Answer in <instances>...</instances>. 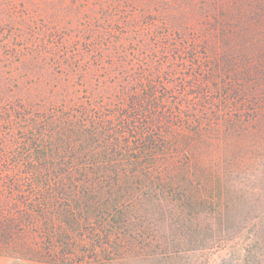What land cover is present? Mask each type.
<instances>
[{
    "label": "rangeland",
    "instance_id": "rangeland-1",
    "mask_svg": "<svg viewBox=\"0 0 264 264\" xmlns=\"http://www.w3.org/2000/svg\"><path fill=\"white\" fill-rule=\"evenodd\" d=\"M5 103L97 136L0 155V264H264V0H0Z\"/></svg>",
    "mask_w": 264,
    "mask_h": 264
},
{
    "label": "trees",
    "instance_id": "trees-1",
    "mask_svg": "<svg viewBox=\"0 0 264 264\" xmlns=\"http://www.w3.org/2000/svg\"><path fill=\"white\" fill-rule=\"evenodd\" d=\"M224 30H219L217 37H222ZM182 34L183 31L180 32V35ZM180 40H183L182 36H180ZM86 110L82 111V108L79 109L77 106L73 108L60 107V109L54 107L45 113H40L24 104L5 103L0 107V155L24 156L32 154L37 159H57V161H64L67 164L74 159L82 161L86 156L95 157L94 150L96 147L94 144L97 135L85 126L84 118L88 115ZM109 143L113 145V142ZM89 145L92 150H87L86 146ZM144 150L152 152L153 148H144ZM94 165L89 168V172L84 168L77 169L79 176L72 178L65 167L66 165L63 164L58 169L61 171L60 174L64 172L66 180L55 182V188L84 184L86 176L91 177L86 180L87 185H97L98 183L102 185L104 184L103 179H106L107 184L111 183V175L106 176L109 178H100V173H102L103 168L108 174L115 173V170L111 168L112 166L107 168L106 166L95 167ZM58 169L54 170L55 174L58 173ZM112 179L116 180L113 177ZM9 180L12 179L9 178ZM9 180L7 178L2 179L3 185ZM36 181L38 182V180Z\"/></svg>",
    "mask_w": 264,
    "mask_h": 264
},
{
    "label": "crops",
    "instance_id": "crops-1",
    "mask_svg": "<svg viewBox=\"0 0 264 264\" xmlns=\"http://www.w3.org/2000/svg\"><path fill=\"white\" fill-rule=\"evenodd\" d=\"M11 264H40V263L18 259V260L13 261V263H11Z\"/></svg>",
    "mask_w": 264,
    "mask_h": 264
}]
</instances>
